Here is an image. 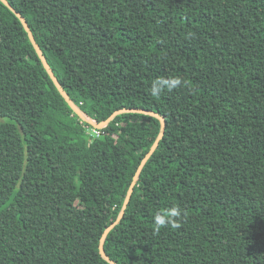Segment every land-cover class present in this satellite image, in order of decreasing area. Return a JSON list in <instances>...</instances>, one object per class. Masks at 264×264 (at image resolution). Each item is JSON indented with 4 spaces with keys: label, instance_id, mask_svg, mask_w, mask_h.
I'll return each mask as SVG.
<instances>
[{
    "label": "trees",
    "instance_id": "1",
    "mask_svg": "<svg viewBox=\"0 0 264 264\" xmlns=\"http://www.w3.org/2000/svg\"><path fill=\"white\" fill-rule=\"evenodd\" d=\"M7 1L89 119L165 122L109 259L264 264V0ZM88 128L0 1V264H110L160 121Z\"/></svg>",
    "mask_w": 264,
    "mask_h": 264
},
{
    "label": "water",
    "instance_id": "2",
    "mask_svg": "<svg viewBox=\"0 0 264 264\" xmlns=\"http://www.w3.org/2000/svg\"><path fill=\"white\" fill-rule=\"evenodd\" d=\"M6 7L9 8V10L11 12H13L15 14V16L19 19L20 23L22 24L25 32L28 35V38L32 44V46L34 47V50L36 51V54L38 56V58L40 59L44 69L46 70L47 74L49 75L50 79L52 80L54 86L56 87V89L58 90V92L60 93V95L63 97V99L65 100V102L68 104V106L70 107V109L74 112V114H76L81 121L83 122H87L93 129L99 130L104 128L114 117H116L117 115L123 114V113H139V114H144V115H149V116H153L155 118H157L160 121V131L158 133V136L156 138V140L154 141V143L152 144V146L150 147L149 151L145 154V156L142 158L133 178L132 181L130 183V186L127 190V194L125 196L121 211L118 215V217L116 218V220L114 222H112L103 232L100 242H99V253L101 255V257L106 260L107 262H109L110 264H115L113 261H111L109 259V257L105 254L104 249H103V245H104V241L106 236L108 235V233L114 228V226H116L122 219V217L124 216L125 210L127 208V205L130 201V198L133 194V190H134V186L136 185V182L138 180V177L141 173L142 168L144 167V165L146 164V162L148 161V159L152 156V154L155 152V150L158 147V144L160 142V140L163 137L164 134V129H165V122L163 120V118H161L158 114L153 113L152 111H145L142 109H121V110H117L115 112H113L106 120H104L101 123H96L95 121L89 119L80 109L79 107L70 99V97L68 96V94L64 91L63 87L61 86V84L59 83L58 79L55 77L53 71L51 70L49 64L47 63V60L45 59L44 55L42 54L38 44L36 43L32 32L27 24V22L25 21V19L21 16V14H19L18 12H16L11 5L9 4V2L7 0H0Z\"/></svg>",
    "mask_w": 264,
    "mask_h": 264
},
{
    "label": "clouds",
    "instance_id": "3",
    "mask_svg": "<svg viewBox=\"0 0 264 264\" xmlns=\"http://www.w3.org/2000/svg\"><path fill=\"white\" fill-rule=\"evenodd\" d=\"M160 83L167 84L169 90L173 87L180 85V79H173L172 81H163V82H156L153 85L152 92L154 95L159 94L161 91ZM181 210L178 207H174L171 209H165L163 211H158L154 217V232L159 233L161 228H167L169 226L176 228L179 227V224L176 222L175 218L180 217Z\"/></svg>",
    "mask_w": 264,
    "mask_h": 264
},
{
    "label": "built area",
    "instance_id": "4",
    "mask_svg": "<svg viewBox=\"0 0 264 264\" xmlns=\"http://www.w3.org/2000/svg\"><path fill=\"white\" fill-rule=\"evenodd\" d=\"M91 130H92V134H94L95 135V137H99V135H100V132L98 131V130H96V129H93V128H91Z\"/></svg>",
    "mask_w": 264,
    "mask_h": 264
},
{
    "label": "rangeland",
    "instance_id": "5",
    "mask_svg": "<svg viewBox=\"0 0 264 264\" xmlns=\"http://www.w3.org/2000/svg\"><path fill=\"white\" fill-rule=\"evenodd\" d=\"M87 131H88L89 133H91V132H92V130H91V129H89V128L87 129Z\"/></svg>",
    "mask_w": 264,
    "mask_h": 264
}]
</instances>
